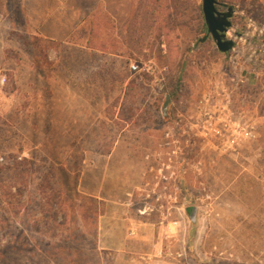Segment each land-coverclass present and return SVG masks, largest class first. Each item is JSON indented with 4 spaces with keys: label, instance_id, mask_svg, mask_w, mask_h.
Masks as SVG:
<instances>
[{
    "label": "rangeland",
    "instance_id": "374dc122",
    "mask_svg": "<svg viewBox=\"0 0 264 264\" xmlns=\"http://www.w3.org/2000/svg\"><path fill=\"white\" fill-rule=\"evenodd\" d=\"M218 1L229 52L203 0H0V264H264V0Z\"/></svg>",
    "mask_w": 264,
    "mask_h": 264
},
{
    "label": "water",
    "instance_id": "95a60500",
    "mask_svg": "<svg viewBox=\"0 0 264 264\" xmlns=\"http://www.w3.org/2000/svg\"><path fill=\"white\" fill-rule=\"evenodd\" d=\"M218 0H203V13L205 22L208 27L209 33L212 35L216 42L217 48L221 52H229L235 46V40L228 36L229 30L233 26L232 18L235 13L233 7H229L227 10L218 9ZM170 103V97H167V101L164 104L163 111L165 112ZM196 208L190 209V216L195 220Z\"/></svg>",
    "mask_w": 264,
    "mask_h": 264
},
{
    "label": "built area",
    "instance_id": "2783aa9c",
    "mask_svg": "<svg viewBox=\"0 0 264 264\" xmlns=\"http://www.w3.org/2000/svg\"><path fill=\"white\" fill-rule=\"evenodd\" d=\"M132 69L133 70H139L140 69V65L138 63H134V64H132ZM217 132L219 133V130H217Z\"/></svg>",
    "mask_w": 264,
    "mask_h": 264
}]
</instances>
